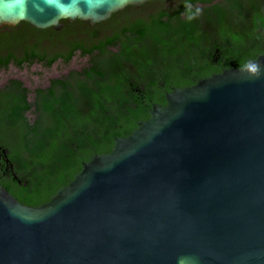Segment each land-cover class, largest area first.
Returning <instances> with one entry per match:
<instances>
[{"label":"water","instance_id":"95a60500","mask_svg":"<svg viewBox=\"0 0 264 264\" xmlns=\"http://www.w3.org/2000/svg\"><path fill=\"white\" fill-rule=\"evenodd\" d=\"M145 1L0 0V28L93 25ZM70 30L20 33L58 42ZM250 61L264 68V53ZM85 64L76 53L67 65H11L0 86L15 77L34 89ZM240 68L172 87L46 202L24 204L0 184V264H264V76Z\"/></svg>","mask_w":264,"mask_h":264},{"label":"trees","instance_id":"16d2710c","mask_svg":"<svg viewBox=\"0 0 264 264\" xmlns=\"http://www.w3.org/2000/svg\"><path fill=\"white\" fill-rule=\"evenodd\" d=\"M189 2L202 9L191 22L184 15L185 0L157 6L172 12L163 15L166 20L132 19L134 8L125 7L93 27L66 23L55 33L70 28V35L54 41L47 61L36 54L28 62L9 57L1 63L5 69L9 63L22 68L36 60L50 67L57 60L69 64L76 53L86 58L84 66L45 86L29 89L16 78L0 86V143L13 165L11 172L2 163L0 184L24 204L48 201L84 161L110 151L115 136L128 135L148 119L152 103L164 105L165 92L210 73L213 67L201 54L225 44L212 37L209 25L219 28L220 36L228 34L234 41L230 45L249 52L225 66L241 67L264 53V0ZM79 25L84 28L75 30Z\"/></svg>","mask_w":264,"mask_h":264},{"label":"flooded vegetation","instance_id":"af4514ba","mask_svg":"<svg viewBox=\"0 0 264 264\" xmlns=\"http://www.w3.org/2000/svg\"><path fill=\"white\" fill-rule=\"evenodd\" d=\"M152 1L153 0H146L145 2H143L139 5H127L125 7H133L134 8L133 12L136 14L132 15V19L140 17L145 21H150L152 17L161 18L163 15L172 14V12H170V11L161 10L160 8H158L159 6H161L163 0H158L155 2H152ZM125 7L118 10V11L125 9ZM156 7H157V9H155ZM118 11H116V12H118ZM116 12H114V13H116ZM114 13H112V14H114ZM112 14H111V16H112ZM162 18L164 20H166L165 16H163ZM103 21H105V20H103ZM79 22L87 23L90 27H93L97 23H99V22H97V23L91 25V24H89L88 21H84V20H80V19H76L73 22H66L63 20V27L60 30H55L51 26L46 27V28H36L26 21H19L14 26H3V27H1L0 28V65L9 57L16 58V59L17 58L24 59L25 62H28L33 56H36V54H44V56L46 57V61H47L52 56V52H53V43L54 42L51 41L52 35H48L45 38H43L42 36H39L34 40H27L28 36L26 35V33L30 35L32 33L31 31L39 32V34H43L46 31L60 32L65 27L66 23L67 24H73V23L77 24ZM21 29H26L27 30L26 33L22 35V33H20ZM207 31H209L210 34L212 33V37L215 40H217V42H221L222 44H225V45L213 46L207 52H204L201 54V57L203 58V60L208 61L213 67V69L210 71V73L206 76H209L213 73L220 72L225 68H229L225 65L228 64L229 62H231L232 59H237L239 57L240 58L241 57L247 58L249 56V52L247 49L242 50L241 48L233 47L232 45H230V44H233L234 41L231 39V37L228 34L220 36L219 35V33H220L219 28L212 26V25H209V27H207ZM134 36H135V34L132 33L133 38H134ZM148 42H149V39H147V43ZM141 44H142V42L138 45H133L134 50L137 51L138 47ZM153 51L156 52L155 50H153ZM35 64H39V65L44 66L42 63H39L36 60L33 63H31V65H35ZM11 65L14 66L15 68H19V67L13 65L12 63H9V66H11ZM25 66H27V65L25 64ZM0 69L5 70V68H3L1 66H0ZM13 78H15V77H7L5 79V81L7 82L9 79H13ZM16 79H18V78H16ZM18 80H20V79H18ZM3 85H1V86H3ZM164 98H165V94H164ZM0 145H1V143H0ZM2 148H4V147L2 146ZM5 151L7 153L6 149H5ZM2 163H3V165H5V170H8V168H9V171L12 172L13 165L11 167L10 164L5 161L4 154L2 152H0V168L2 166ZM3 175H5V172L3 173ZM6 177H8V175H6ZM13 178H14V175H13ZM14 179H17V178H14Z\"/></svg>","mask_w":264,"mask_h":264},{"label":"clouds","instance_id":"9594fccd","mask_svg":"<svg viewBox=\"0 0 264 264\" xmlns=\"http://www.w3.org/2000/svg\"><path fill=\"white\" fill-rule=\"evenodd\" d=\"M184 15L187 21L191 22L197 19L202 14V9L194 7L189 0H185ZM241 73L248 79H257L264 76V68L260 64L253 61H245L240 68ZM188 257H182L179 259L178 264H187Z\"/></svg>","mask_w":264,"mask_h":264}]
</instances>
